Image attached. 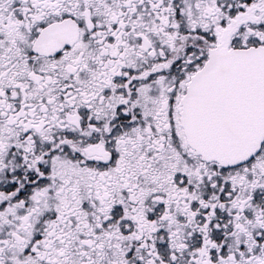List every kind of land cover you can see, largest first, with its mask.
Returning <instances> with one entry per match:
<instances>
[{
	"label": "snow or ice",
	"instance_id": "obj_1",
	"mask_svg": "<svg viewBox=\"0 0 264 264\" xmlns=\"http://www.w3.org/2000/svg\"><path fill=\"white\" fill-rule=\"evenodd\" d=\"M0 264H264V0H0Z\"/></svg>",
	"mask_w": 264,
	"mask_h": 264
}]
</instances>
